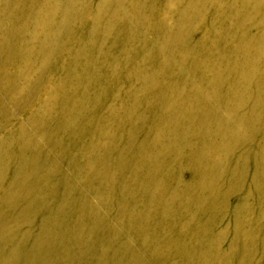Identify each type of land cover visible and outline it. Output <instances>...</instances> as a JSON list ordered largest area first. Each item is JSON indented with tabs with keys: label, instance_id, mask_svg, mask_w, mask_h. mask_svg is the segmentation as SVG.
I'll return each mask as SVG.
<instances>
[{
	"label": "bare ground",
	"instance_id": "1",
	"mask_svg": "<svg viewBox=\"0 0 264 264\" xmlns=\"http://www.w3.org/2000/svg\"><path fill=\"white\" fill-rule=\"evenodd\" d=\"M88 1L36 0L29 4V0H17V11L9 15L6 0H0V29L5 30L7 23L12 21L16 24L17 35L22 37V42L13 50L21 59L18 69L21 71L24 64L32 60L43 64L47 56L53 57L57 36L63 30L55 25L56 16L52 13L61 14L59 17L62 16L67 23L77 22L82 4ZM95 8V22L88 32L92 40L77 48L79 59L75 63L72 60L66 63L64 85L60 84L66 88L65 83L71 78L78 86L71 94L61 92L52 102V90L49 91L40 108L33 111L29 123L39 127L41 119L46 126L43 112L50 103H55L64 112L71 102L69 118L95 110L100 93L107 87L109 79L118 73L123 62L121 55L127 52L132 56L134 52L137 68L151 76L134 91L138 100L146 105V111H134L133 114L127 110L130 116L118 124L117 133L132 122L126 144L131 146V150L136 143L143 154L138 157V167L130 168L132 163L128 162L119 167L123 157L126 158L125 148L113 141V149L118 150V154L114 157L106 153L100 165L109 164L108 178L120 181L122 188L127 184L130 194L133 188H142L140 204L149 213L148 217L154 215L157 218V222L148 226L144 210L135 214L142 247L159 245L166 239L171 243L183 216L189 215L185 220L187 229L180 232L184 236L180 239L184 244L176 249V256L181 255L186 250L189 235L197 233L199 213L210 203L205 204L221 190L223 201H228L237 190L240 160L234 158V153L241 142L239 125L244 124L247 132L255 134L262 121L264 0H101ZM207 19L211 22L208 23ZM150 31L155 34L147 37ZM3 37L5 35L2 34L0 40L7 42V37ZM132 42L135 48L127 46ZM69 44L70 39H67L64 50L70 49ZM193 49L195 53H191ZM171 54L176 55L172 61ZM184 59L191 63L197 78L179 69ZM118 78L119 75L112 79L111 95H115L120 87L121 79ZM224 114H228L230 120ZM144 125L147 126L146 137L137 142L135 135ZM61 131L66 135L61 138L62 150L66 142L71 141L73 131L70 132L66 123ZM15 142L14 135L0 138V180L5 178L1 166L11 164L13 185L21 182L30 162L34 176L37 166L47 161L46 155L42 156L36 150L38 139L33 138L20 146L23 148L21 153L14 152ZM219 142H225L226 147L214 167L210 164V156ZM151 157L153 164L148 162ZM243 162L246 163L245 160ZM68 163L73 166L74 158L70 157ZM211 166L214 169L210 174ZM74 168L78 169L77 166ZM255 169L256 177L247 189L259 194L261 199L258 203L264 213V166L262 164ZM125 170L130 173L124 179ZM186 172L190 174L188 178L185 177ZM32 178H27V189L22 195L25 199L18 203H21L20 208L10 213L15 222L29 227L7 230L3 224H7L9 219L0 217V233L4 231L0 234V264H57L60 243L69 231L74 238L82 231L86 233L84 253H71L69 264H143L140 249L126 237L118 239L115 246L108 249L109 244L102 238L109 227L106 218L102 223L100 220L81 224L78 218L69 217L74 207L83 203L88 205L89 200L87 197L84 201H77L78 177L74 171L65 169L58 180L50 183L53 188H58V192L49 205L45 204L44 198L48 196L45 191L32 197L35 191L31 188L36 186ZM205 178L208 185L198 194L199 185ZM113 185L107 190L109 195L117 191ZM90 186L94 191V186ZM214 189H217V194ZM194 200H198L200 206L192 207ZM221 203L212 206L213 211L221 207ZM255 245L256 239L242 248L237 255L238 260L243 262L247 254H253Z\"/></svg>",
	"mask_w": 264,
	"mask_h": 264
},
{
	"label": "rangeland",
	"instance_id": "2",
	"mask_svg": "<svg viewBox=\"0 0 264 264\" xmlns=\"http://www.w3.org/2000/svg\"><path fill=\"white\" fill-rule=\"evenodd\" d=\"M99 1L101 0L84 2L80 11L81 16L78 17L77 22L73 20L67 23L65 19H62V16L59 17L61 14L52 13L53 16H56L55 25L57 27L61 26V30H63L62 34L57 36L56 51L53 57L47 56L46 62L43 64L39 60L25 63L24 66L22 65L21 71L18 69L21 59L18 58L19 55L16 52H13L14 48L22 42V37L17 35L15 31L16 24L9 21L5 26V30L0 29V39L2 34L7 37V42L0 40V138L14 135L16 141L14 144L15 153L22 152L23 148L20 146H23L25 142H30L33 138L38 139L36 150L42 156L46 155L47 160L37 166L34 176L30 162L24 170L23 179L17 185H13L11 182L13 166L11 164L1 166L5 178L0 180V217L8 218L10 222L3 224L4 227L6 226L7 230L14 229L13 231L25 230L29 227L26 224L15 222L14 218L10 216L12 211L14 212L20 208L21 203H18L25 199L22 195L27 189V178L32 176V181L36 184L35 187L31 188L32 190L34 188L35 191L32 197H37L41 195L42 191H45L48 194L44 198L46 200L45 204L49 205L50 202L54 201L58 192V188H53L50 183L55 179L58 180L65 169H69L74 171L78 177L77 201L80 199L84 201L89 197L88 205L83 203L74 207L73 213L69 217L78 218L81 224L87 222L92 224L100 220H102V223L106 218L107 222L109 221V227L106 228L107 230L103 233L102 238L106 244H109V250L115 246L118 239L126 237L134 247L140 249L145 262L143 264H264V213L261 212L258 203L261 197L259 198V194L255 191L247 189L248 184L250 185L256 177L255 168L262 164L264 166V104L260 111L262 121L255 134L250 133V131L247 132V127L244 124L239 125L241 142L234 153V158L240 160L237 171L239 179L237 190L232 193L228 201H223L224 195L221 190L219 191L220 194L214 197L211 202L205 204L210 203L199 213L201 215L200 223L199 228L196 229L198 234L189 235L186 250H181L183 253L178 256H176V249L181 247L182 242L180 239L184 237L180 232L187 229L185 220L189 215L186 213L183 216L184 219L179 223L176 230L177 234L171 237V243L166 239L165 242L161 241L159 245L142 247L140 245L141 231H138L135 226V214L142 213L144 210L139 199L142 195V188L140 186L137 189L133 188V192L130 194L127 184L126 188H122L120 181L108 178L106 172L111 169L109 164L100 165V161L104 159L106 153H110L114 157L118 154V150L113 149V141L125 148L126 158L123 157L119 167H124L126 162L132 163L130 168L135 167L138 157L143 154V150L136 143H134L136 146H133L131 150H129L131 146L126 144L127 133L132 131V122H129L123 130L121 129L122 131L119 134L117 133L118 124L130 116L127 110H130L133 114L134 111L135 113L146 111V105L138 100L137 96L134 95V91L141 88L148 77L151 78V76L147 75L143 69L137 68V62L133 59L134 52L132 56L127 52L121 55L123 62L118 67V73L113 76L119 75L118 79H121L119 82L120 87L117 88L115 95H111L113 84V77H111L112 81L109 79L108 84H106L107 87L100 93L95 110L86 111L77 117L69 118L71 102L67 104L64 112H61L60 107L58 105L57 107L55 103H50L46 111L43 112L44 118L42 119H46L44 121L47 122L46 126L41 119L39 127L31 126L29 123L33 111L40 108V104L47 98L49 91L52 90V102L59 97L61 92L71 94L75 91V86H78L76 80L70 78V81L65 83V85L67 84L66 88L61 87L64 80L63 70L68 61L72 60V63H75L79 59L76 53L77 48L81 44H87L92 40L91 35L88 36V32L94 25V12L97 9L95 4ZM34 2L36 0H29V4ZM6 3L9 15L17 11V0H6ZM19 16L21 15L19 14ZM207 20H209L208 23L211 22V19ZM134 28L132 31L135 30ZM72 30L73 32L70 33ZM155 33L150 31L147 37ZM47 35L49 36V34ZM67 39H70V49L64 50L63 45ZM29 40L32 43L34 42L32 38H29ZM161 43L163 44L164 41L162 40ZM127 46L135 48L136 45L132 42ZM195 52L196 50L193 49L191 53ZM171 55L172 59L170 60L172 61L176 55ZM36 57L38 56L36 55ZM42 57L43 55H41ZM190 64L187 59H184L179 69L181 68L187 71V75L197 78L198 76H195L196 72L192 71ZM224 116L229 120L231 118L228 114H224ZM65 123L67 127H70V132L73 131V134L71 135V141L66 142V146H63L61 150V138L66 136L61 129L65 127ZM105 126H108V128ZM144 126L135 135L137 142H141L146 137L147 126ZM58 136L60 137L58 138ZM225 147V142H219L213 148L210 156L212 166L215 167L220 160L222 150ZM70 157L74 158L73 166L68 163ZM148 162L153 164L154 159L151 157ZM74 166H77L78 169L76 170ZM214 167L209 168L210 174ZM125 171L124 179L128 178L130 173L128 170ZM186 173L185 177L188 178L190 174ZM112 183L117 191L109 195L107 190ZM90 184L94 186V191L90 190ZM207 185L208 181L205 178L200 183L197 193L199 194L205 190ZM227 186L229 187V184ZM214 192L217 194V189H214ZM146 200L144 202L148 204ZM221 202H223V205L213 211L212 206H216ZM198 203V200H194L192 207L200 206ZM144 214L145 217L149 215L145 210ZM130 218H132V224ZM155 222H157V218L155 219L154 215H150L147 219V225L152 226ZM85 235L86 233L82 231L81 234H78V237L74 238L69 231L64 236V240L59 246L57 264H69L68 256L75 251L79 254L84 253L83 240ZM255 239L256 245L253 254L251 253L252 256L247 254L243 262H240L237 256L239 251ZM103 240L101 239V241ZM77 262L79 263L78 260Z\"/></svg>",
	"mask_w": 264,
	"mask_h": 264
}]
</instances>
